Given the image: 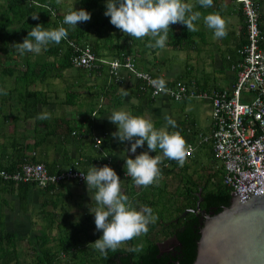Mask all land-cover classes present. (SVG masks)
<instances>
[{
	"label": "trees",
	"instance_id": "obj_1",
	"mask_svg": "<svg viewBox=\"0 0 264 264\" xmlns=\"http://www.w3.org/2000/svg\"><path fill=\"white\" fill-rule=\"evenodd\" d=\"M255 1L260 4L263 0ZM80 7L91 13V22L97 28L96 38L91 39L88 37V31L91 30V28L83 27L82 23L77 25L75 28L63 25V19L66 12H61L55 0H3L2 4H0V71L7 76L13 77L14 71L18 66V62L15 57L22 56L12 47V45L17 42H23V40L28 36L29 31L34 26H36L37 24H43L44 28L53 29L63 25L68 29L67 39L62 40L58 45L53 43L49 44L45 49H42V52L44 54L53 57L52 61H31L26 56L25 62L23 64L24 69H19V75L14 76L15 85H13L12 89L9 87L5 91L6 94L4 96H0V114H2V110L5 112L3 114V117H0L1 134L5 133L6 131L5 127H7L8 124H6L5 122H9L10 116H21L24 119L33 118L36 124L40 121L44 126H48L46 120H40L38 119V116L40 113L46 112L42 107H45L49 103V96L43 88H32L31 86H33L34 84L39 83L42 86H48L51 83L50 79L63 77V72L69 68H74L78 72L88 73L97 71L99 72L100 70H102L106 71V73L108 74L105 67L93 68L91 70L73 67L70 58L73 54L74 47L72 45H69L70 41H72L77 46H89L98 57L118 56L121 52L132 55L131 45L129 44V36H126L123 32L113 26L110 23V17L105 16L104 13L102 14L101 12H96L97 9L102 7L101 0H80ZM46 9H51L52 13L54 14L51 15V13ZM259 12L260 26L261 29L264 30V12L261 10V8H259ZM37 13L39 15V19H33L32 15ZM238 14L239 17L242 18L243 22L242 33L239 36L237 48L244 44L246 41L244 21L245 18L240 8L238 10ZM103 26L107 28L108 34L103 36L102 38L101 27ZM195 33L196 32H188L186 26L182 24H173L169 29L168 39L166 43L171 48L185 49V47H190L192 45L191 43L193 42V39L190 38H192ZM100 37L104 41H100ZM29 53L30 52H26L27 55ZM235 54L237 57V53ZM168 59L169 57L165 56L162 60L167 61ZM145 71L151 72L158 79H161V77L156 72H152L147 68ZM186 71L189 75L193 76L191 69L186 68ZM177 79L182 80L180 77H178ZM187 83L189 84V82ZM104 86L105 84L103 85V83H97L95 84L96 90H88V93H90L91 96L95 94L97 96H101V98L103 99L106 98V100L111 101L110 104L113 102L115 103L118 98L112 101V99L106 97V90L103 89ZM195 86L198 89V86L196 84ZM90 87L92 86H87V89H90ZM135 89L137 90L136 92L139 91L140 93L147 94L144 91H140L137 88V85L135 86ZM11 92L15 93V104L8 101ZM75 98V92L66 91L65 99L68 104H73L75 102ZM94 103L96 104V102H93V104ZM100 107L101 105L97 107L91 106V108L89 109V113L91 114L95 109H99ZM89 117L90 115L85 118V120L88 122L90 121ZM86 126L87 124L84 123L76 125L75 127L69 125L66 132L62 133L61 136L63 138L65 136L80 137L79 135L87 133L91 135V139L93 142V134L91 132V128L90 126L88 128ZM185 128L186 126L184 127V129ZM47 134L49 136L51 135V132L48 130ZM12 139L13 142H11L10 144L13 150L12 154L14 156L12 155V158L7 160L0 159V170H6L12 173L13 171L17 170L25 161L41 162L39 160H36L33 156L25 154V151L29 149L28 143L20 142L16 137H13ZM144 146L147 147V143ZM4 147H7V145H4ZM210 152L212 153L211 148ZM157 154H160L159 151H157V153L152 152V155ZM66 158L68 159L66 167L77 166L74 164V162H71L70 157L67 153ZM195 163L196 160L192 161V159L190 158H185V163L183 164V166H180V164L176 160L165 159L159 165L161 170V178L166 176L168 177L169 175L173 174L174 169L177 167L180 171L177 172L176 175L180 177V180L179 186H177L176 191L171 192L172 194L167 197V205H169L173 209V211L171 212V218L168 220V222H166L163 216L164 212L160 211L155 216V222L149 224V233L154 228L160 226L161 221H165L166 224L164 226H169L170 232L174 235L176 229L182 227L186 220L194 218V212H188L184 216L180 215L187 208H195L198 196H196V194L194 193L197 192L198 188L200 187L202 188V198H205L206 194L208 193L218 196L231 193V188L223 184L221 166H216L214 168H207L205 166H202L201 168H197L194 166ZM44 165L47 167L50 173H55L61 170L58 169L56 162L46 161L44 162ZM77 167L80 168V166ZM85 171H87V169ZM0 182L4 185L5 188H8L10 191L21 193L18 194L19 196H24L28 192L26 189L30 190V188L32 187H37L44 196V207L49 204V201H51L48 196L52 197L54 195L52 194L53 191H55L59 186L63 185V183H60L58 186L52 185L48 187H41L35 182H15L13 180H5L1 176ZM131 198L132 199L130 200V202L132 206L137 210L151 209V213H153L152 206L155 205V200L146 198L145 202L149 205L145 209H142V206L139 204L138 200L140 197L137 198L132 195ZM164 203L166 205V202ZM48 214L49 213L45 214V216H49ZM63 221L66 222L65 220ZM63 221L61 220L60 223L63 224ZM69 224L70 225L68 226H70V228H75L74 226L77 225L78 222H71ZM1 226L2 225L0 224V264H18L20 260L18 237L12 233L3 231L1 229ZM74 230L67 233H63L61 231L62 233L59 234L56 239L57 247L55 249L47 246L45 247V245H43L42 243H37V247L35 246L33 257L31 258L32 264H106V259L118 251H125L129 253V262L132 264H136L141 261V258L143 256H146L148 254L149 250L155 243H158L156 241L149 242L142 252H129L128 249L136 245L133 239L122 245L115 252L109 251L106 256L101 255L100 257H96V251L94 247L90 246V243L95 241V236H90L88 233H86V229H84L85 232L81 229H77V231L75 232ZM82 234H85V238L84 236H82ZM41 236H43L42 238L45 241L49 240V237L46 234L39 235V237L35 238L40 239ZM86 248H90L91 252ZM87 251L89 253H87ZM65 256L67 257L64 258Z\"/></svg>",
	"mask_w": 264,
	"mask_h": 264
},
{
	"label": "crops",
	"instance_id": "obj_2",
	"mask_svg": "<svg viewBox=\"0 0 264 264\" xmlns=\"http://www.w3.org/2000/svg\"><path fill=\"white\" fill-rule=\"evenodd\" d=\"M263 1L260 3L261 10ZM224 2H226L227 4L228 2H230V5L227 6L229 7V9H232L233 7L237 8L236 13L238 14L240 6H233L232 4L234 0H213V6L210 8H201L198 4V0H194L193 10L200 11L202 13L201 20H199V22L196 21L198 22L197 25H201L203 23V15L212 13L217 9L219 10ZM187 3H191V1L189 0V2ZM262 11L264 12V10ZM219 12L221 15L224 13L220 10ZM238 18L240 23H238L237 28L234 29L232 27L230 30L226 29L227 35L223 37V43L225 45L224 48L226 49L225 56L223 58L224 61L230 66L231 71L226 73L227 81L225 82V84L229 83V86L234 81L236 76L235 71L231 66L237 59L235 53L238 46L239 36L242 33L243 20L239 17V14ZM230 20L232 22L234 21V19L232 18ZM199 33V31H196L192 38H190L193 39V42L191 43L192 45L190 46L191 48H195L194 45H197V40L200 38ZM204 34V38H206V33ZM200 39H202V37ZM145 40H148V37H146ZM145 40H137L135 38H131L130 41L132 50L131 53L135 58L137 65L145 70L147 68L152 72H156L161 77V80L166 82L164 84L172 83L175 78L171 80L167 76H165L164 73H162V67L164 66V60H162L163 58L157 60L152 59V57L150 56L151 50L149 49H152V54L155 55V53L158 52L159 48L148 47V45L144 44ZM203 43H205L204 39ZM221 43L222 41L220 42V44ZM214 64L217 71L221 70L222 67H220V61H216ZM88 74L93 75V77H96V79L95 82H93L92 84L90 83L87 86L95 87V84L103 83V85L105 84L103 89L106 90V97H109L108 95L111 94L109 98L112 99V101L117 98L118 100L115 103L113 102L111 104V101L109 100L103 101V103H101V107L99 109H96L91 114H86L82 111H78V109H75L76 111L72 112V108L76 107L78 102L81 101V99H78L81 95H84V97H88V101L90 100V97L88 96V89L82 91L81 95L77 89H70L73 85H78L80 83H78L77 81H67V89L65 88L66 90H64V92H75L77 100H75L73 104H68L66 102V99H64V101L67 105H69L70 108L63 109V111L61 110V113H57L54 108V103L57 102L55 101L51 103L49 100V103L45 107H42L50 115V119L46 120V123L48 125L47 127L44 126L40 121L36 124L34 119L32 122L28 119H24L21 116H10L9 122H5L6 124H8L7 127L10 129V131H5V133L2 134L0 133V159L7 160L12 158L13 150L10 143L13 142L12 138L16 137L20 142H26L29 144V149L25 151V154L33 156L36 160H39L42 163L46 161L56 162L58 169L66 168L68 162V159L66 158L67 153L70 157L71 162H78V166H80V168L89 170L93 166H98V163L101 160L109 158L112 163L111 167L117 172L120 179L122 178L133 181L131 180V177H127L125 174V157L123 156L127 153L128 156L135 158V156L140 154L142 151L138 152L137 150L135 153H132L130 151L131 146L129 148H125L121 145L122 143H120L118 139L113 138L112 133L118 130V126L109 121L108 115L116 110H125L132 115L142 116L146 119L151 120L152 122L157 121L158 125L166 127L167 123L165 122V117L162 118V116H160L158 112L165 113L166 115H169L173 121H175L174 126L167 125V128L169 127L170 132H178L181 135V137L187 142L185 144V147L188 144H192L196 148V145H198V143H196V145L194 144L195 137H187L186 133L191 132L189 125H186L185 129L180 122L177 125L178 121H176V118L173 116L172 112L169 111L166 105L159 100L160 98H162V96L151 98L148 96V92H146L148 95L140 93L139 91L136 92L137 90L135 89V86L137 85V81L129 74H124V80L122 83H114V81L106 73V71L100 70L99 72L97 71ZM51 83H55V80L51 81ZM110 84H113L114 86ZM195 84L198 86V89L202 90L216 88V86L210 87L206 84L199 85L197 82H195ZM125 93L127 94L125 95ZM92 114H95L96 116ZM89 115L90 121L88 122L85 120V118ZM76 121H79L80 124H87V128L90 126L92 134L100 133L104 136L98 147L93 146L91 135L87 133L79 135L80 137L65 136L63 138L61 136L62 133L66 132L69 125L74 127L78 125L77 123H75ZM207 128L209 133L211 130L210 122L209 125H207ZM26 129H29L30 131L26 133ZM48 130L51 132V135L49 136L47 134ZM4 145H7V147H4ZM200 145L209 146V144L207 143ZM150 154L152 155V153ZM139 187L141 188V186ZM26 190L28 192L24 196H19L18 194L21 193L10 191L8 188H5L4 185L0 182V224L2 225L1 229L3 231L12 233L20 237V242L24 241V243L29 245L33 251L35 246L37 247V243H42L43 245H45V247L47 243H49V240L41 241L39 238L35 237H39V235L42 234H61L62 232L60 231V228L62 224L60 223V221L65 220L66 222L63 221V223H66L67 225H70L69 223L73 221H80V219H82L81 215L84 216V213L87 212L92 203L87 185H80L72 181L64 182L62 186H59L55 191H53L52 194L54 195L52 197L48 196L51 201H49V204H47L45 207L43 206L44 196L37 187H32L30 188V190ZM133 196L135 195L133 194ZM76 197L79 198L78 201L74 199ZM131 199L132 198L130 197L129 200ZM67 200H70V202L72 201L73 203L70 204L69 202L67 205H65ZM84 204L86 206L82 208V205ZM63 211H66L65 215ZM81 211H83L84 213L81 214ZM47 213H49V216L47 217H49L50 220L52 219L51 221L45 216V214ZM86 218L89 219V217L87 216ZM67 225H64V228ZM32 257L33 254L29 255V258Z\"/></svg>",
	"mask_w": 264,
	"mask_h": 264
},
{
	"label": "clouds",
	"instance_id": "obj_3",
	"mask_svg": "<svg viewBox=\"0 0 264 264\" xmlns=\"http://www.w3.org/2000/svg\"><path fill=\"white\" fill-rule=\"evenodd\" d=\"M60 2L61 0H56L57 4ZM198 4L201 8H210L213 0H198ZM193 8L192 4L185 3L184 0H106L104 15L110 17V23L126 36L137 40L150 37L148 47L162 49L166 45L171 25L182 24L190 33L199 30L195 22L201 20L202 13L194 11ZM46 10L51 15L54 14L51 9ZM32 18L39 19L38 13L32 15ZM90 19V12L83 8H74L64 15L63 25L75 28ZM203 24L212 30L216 39L227 35L226 21L217 13L203 15ZM63 25L46 29L43 24H37L23 42H17L12 47L21 55L26 52L38 55L49 44L58 45L67 39L68 29ZM151 83L158 90L164 89L163 80ZM38 119L48 120L50 115L42 112ZM108 119L118 126V130L112 133L113 138L120 143L130 142L132 153L147 143V150L135 158L127 153L123 156L125 174L136 185L148 187L157 183L161 178L159 165L165 159L176 160L180 166L185 163V140L178 132L166 130L167 125L175 124L170 117H165L166 127L159 129L151 120L132 115L125 110L113 111ZM157 151L160 154H150ZM81 174L92 200L89 212L94 214L96 231H102V236L90 243L95 250L106 256L109 251L115 252L128 241L147 234L149 224L154 223L156 217L152 215L151 209L137 210L132 206L129 197L121 191L119 175L111 166H93L86 174L83 171ZM142 248V244L134 245L128 251L140 252Z\"/></svg>",
	"mask_w": 264,
	"mask_h": 264
},
{
	"label": "built area",
	"instance_id": "obj_4",
	"mask_svg": "<svg viewBox=\"0 0 264 264\" xmlns=\"http://www.w3.org/2000/svg\"><path fill=\"white\" fill-rule=\"evenodd\" d=\"M239 1L245 18L246 41L236 50L237 59L231 66L236 76L229 87L202 90L197 89L195 83L176 79L158 90L151 81L161 79L138 67L131 54L121 52L118 56L98 57L89 46L69 42L74 47L70 60L75 68L105 67L116 83H122L127 73L137 81V88L148 92L151 98L165 96L174 102L194 98L208 101L211 130L208 134H199L197 143L210 145L221 162L223 184L231 188V192L240 186L233 177L237 172L249 171L264 180V30L260 26V4L255 0ZM103 137L100 133L93 134L95 147ZM185 148L186 158L193 157L195 147L188 144ZM74 164L78 166V162ZM111 164L107 158L97 167ZM77 166L50 173L42 162L25 161L12 173L0 170V176L15 182H35L41 187L58 186L67 181L86 185L81 171L86 174L88 170Z\"/></svg>",
	"mask_w": 264,
	"mask_h": 264
},
{
	"label": "rangeland",
	"instance_id": "obj_5",
	"mask_svg": "<svg viewBox=\"0 0 264 264\" xmlns=\"http://www.w3.org/2000/svg\"><path fill=\"white\" fill-rule=\"evenodd\" d=\"M190 1H191L190 4L193 5L194 0H190ZM2 2L3 0H0V4H2ZM101 2H102V7L97 9L96 12H101L103 14L105 13L106 0H101ZM184 2L187 3L189 2V0H184ZM57 5L59 9L61 10V12H64V13L65 12L67 13L70 9H74V8L78 10L81 9L80 0H61V2ZM227 5L229 6L230 2H228V4L224 2L221 8H219L220 11L224 12L222 15L220 14L218 9L214 10L212 13H217L221 15L222 18L225 19L226 29L230 30L232 27L235 29L237 28L238 23H240L238 14L236 13L237 8L233 7L232 8L234 10L233 11L232 9H229ZM232 5L239 6L240 1L234 0ZM263 8H264V1L262 3V10H264ZM231 18L234 19L233 22L230 20ZM198 22H195L196 25L198 24ZM82 24H83V27L91 28V30L88 31V37L91 39L96 38L97 28L93 25V23L91 22V19L90 21L86 23H82ZM197 27L199 29L198 31L200 32L199 33L200 38L202 37V39L199 38L197 40V43H196L197 45H194L195 48L190 47L193 50H191L188 47H185V49L171 48L166 43L165 47L162 49H159L158 52L155 53V55L152 54V49H149L151 50L150 56L152 57V59H157V60L162 59L163 56L169 57L167 61H163L164 66L162 67L163 68L162 73H164L165 76H167L171 80H173L174 78L176 80L178 77H180L184 82L186 81L189 83L197 82L199 85L206 84V85H209L210 87L216 86V88L218 89L220 87L222 88L229 87V83L225 84V82L227 81L226 73L231 72V71H230V66L224 61V58H223L226 52V49L224 48L225 45L223 43L224 38H220V39L214 38L212 30L207 29L203 23L201 25H197ZM101 30H102L101 37L103 38V36L108 34V31H107V28L104 26L101 27ZM204 33H206V38H204L205 36ZM101 37L99 38L100 41H104ZM149 38L150 37H148V40H145L146 37L142 39V40H145L144 44L146 45L149 44L150 42ZM203 39L205 40V43H203ZM130 41H131V37L129 36V44L131 45ZM221 41L222 43L220 44ZM26 56L31 61H37V62L43 61V60H50V61L53 60V57L44 54L42 51L38 55L34 53H29L27 55L25 53L22 56H16L15 58L17 59L18 66L16 67L14 71L13 77L7 76L6 74H3L0 71V96H4L5 91L9 87L12 89L13 85H15L14 76L19 75V69H24L23 64L25 62ZM103 57L108 58L107 56H103ZM109 57H112V56H109ZM216 61H220V67H222L221 70L217 71L215 69L214 63ZM185 68L191 69L193 76L189 75ZM77 72L78 71L76 69L69 68L64 71L62 78L50 79V82L55 80V83H51L48 86H42L41 84L37 83L31 87L35 89H40V88L45 89V91L47 92L49 96L48 100H50L51 103L56 101L57 103H54V108L57 113H61L63 109L70 108L69 105H67L66 102L64 101L65 99L64 90L67 89L66 88L67 81L68 82L77 81L78 83H80L78 85H73L70 88L71 90L77 89L80 92V95L82 91L87 90V85L95 82L96 77H93V75H89L86 72L85 73L84 72L77 73ZM96 81H99V80H96ZM88 90L94 91L96 90V87H90V89ZM110 95L111 94H109L108 96L110 97ZM88 96L90 97L89 101L87 99L88 97H84V95H81L78 98L79 100L81 99V101L78 102L76 107L72 108V112L73 111L75 112L76 111L75 109H78V111H82L86 114H89L88 110L91 108V106L97 107V106H100L101 103H103V101H107L106 99L103 100V98H101V96L99 95L97 96L94 94L91 96L89 93ZM75 100H77V98H75ZM159 100L162 101L166 105L168 110L172 112L173 116L176 118V121H178L177 125L179 124V122L181 123L183 127H185L186 125H189L191 132H187L186 134H187V137L189 138L195 137V142H194L195 145L197 141L199 140V134L208 133L207 125H209V122H210V106H209L208 101L203 100V99L194 98V99L185 100L183 102H174L170 99H167L164 96H162V98H160ZM8 101L13 104L16 103V96L14 92H11V94L9 95ZM93 102H96V104L95 103L93 104ZM4 113L5 112L2 110V114H0L1 118L3 117ZM158 113L160 114V116H162V118L166 116L170 117L169 115H166L165 113H160V112ZM28 120L33 122V118H29ZM165 122L167 123L166 119H165ZM75 123H77L78 125L80 124L79 121H76ZM153 123L158 129L165 128V126L158 125L157 121ZM30 127H31V124H30ZM166 130L170 131L169 127L168 128L166 127ZM8 131H10V129L6 127V132ZM29 131L30 130L28 129L26 133H28ZM186 143L187 142L185 141V144ZM121 145L124 146L125 148H129L131 146L129 142H124ZM137 150L138 152L139 151L143 152L147 150V147L144 146L143 148H137ZM190 159H192V161L196 160V163L194 164V166L197 168H201L202 166H205L207 168L209 167L214 168L216 166H220V163H221L215 157V155L210 152V148L208 145H196V148L194 149V156L191 157ZM179 171L180 170L176 167L174 169L173 174L169 175L168 177L166 176V177L160 178L157 183H154L148 187L141 186V188L138 185H136L133 181L121 178L120 180L121 191L123 194L127 195L129 198L133 194L137 198L140 197L138 200H139V204L142 206L141 207L142 209H145L149 205L148 203L145 202L146 198L155 200L156 203L155 205L152 206V212H153L152 215L156 216V214H158L160 211H163L164 212L163 216L166 222H168V220L171 218V215H172L171 212L173 211V209L169 205H167L168 204L167 197L172 194L171 192L176 191L177 186H179L180 177L176 175V173ZM74 199L78 201L79 198L76 197ZM69 202L70 200H67L65 205H67ZM164 202H166V205ZM72 203L73 202L71 201L70 204ZM85 206H86L85 204L82 205V208H84ZM63 213L65 215L66 211H63ZM83 213L84 212L81 211V214ZM81 216H82V219H80V221H73L74 223L78 222V224L74 226L75 228H70L66 223H63L61 228L59 227L60 231H62L63 233H67V232L73 231L74 229H75L74 232L77 231V229H81L85 232L84 229H86L87 230L86 233H88L90 236L92 235L95 236V240L99 239L102 236V231L100 232L96 231L94 214L90 213L89 208H88L87 212L84 213V216L83 215ZM86 216L89 217V219H87ZM165 224H166L165 221H161L160 226L154 228L150 233L148 231L146 235H141L135 238L134 241L136 245L142 244L143 245L142 251H143V249L146 248L149 242L156 241L158 243H163L165 240L172 237L173 234L170 232L169 226H164ZM64 225H67V226L64 228ZM84 235L85 234H82V236ZM47 236L49 237V241H48L49 243H47L46 246L52 249H55L57 247L56 239L58 235L54 233V234H48ZM42 237L43 236H41L40 240L45 241ZM20 239L21 238L18 237V241H19L18 249H19V257H20L18 264H32L31 262L32 259L29 258V255L33 254L34 251L31 249L29 245L24 243V241L20 242ZM90 246L92 245L90 244ZM86 249L91 252L90 248H86ZM95 251H96V257H100L101 256L100 252L98 250H95ZM87 253L89 252L87 251ZM66 257L67 256H65L64 258Z\"/></svg>",
	"mask_w": 264,
	"mask_h": 264
},
{
	"label": "water",
	"instance_id": "obj_6",
	"mask_svg": "<svg viewBox=\"0 0 264 264\" xmlns=\"http://www.w3.org/2000/svg\"><path fill=\"white\" fill-rule=\"evenodd\" d=\"M233 177L240 186L230 194L202 198L198 188L195 208L180 215L194 212L195 217L136 264H264V180L249 171ZM129 256L115 252L106 264H132Z\"/></svg>",
	"mask_w": 264,
	"mask_h": 264
}]
</instances>
